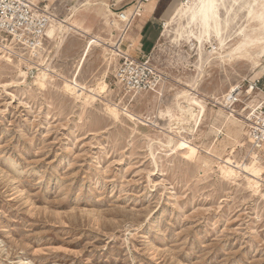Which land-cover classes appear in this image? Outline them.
Returning a JSON list of instances; mask_svg holds the SVG:
<instances>
[{
	"label": "rangeland",
	"instance_id": "1",
	"mask_svg": "<svg viewBox=\"0 0 264 264\" xmlns=\"http://www.w3.org/2000/svg\"><path fill=\"white\" fill-rule=\"evenodd\" d=\"M34 1L58 19L55 38L46 37L39 54L0 32V44L13 47L0 50V264H264V184L256 192L241 166L233 178L220 169L223 156L252 161L247 124L227 114L222 98L259 78L262 45L222 58L212 54L207 34L180 21L153 50H126L145 55L160 78L154 89L131 93L114 76L120 61L102 46L81 66L88 39L59 22L85 21L91 36L111 30L126 49L133 43L103 24L104 14L117 20L109 6ZM254 8L252 16L248 5L222 10L231 39L224 53L260 35L263 7ZM46 62L51 71L40 82L39 64ZM77 74L84 85L105 81L108 95L87 103L67 92L63 78ZM191 85L206 113L185 131L176 124L177 133L173 119L159 112L197 111L178 98ZM107 103L118 104V117ZM125 108L141 119L129 118ZM258 159L264 177V156Z\"/></svg>",
	"mask_w": 264,
	"mask_h": 264
},
{
	"label": "bare ground",
	"instance_id": "2",
	"mask_svg": "<svg viewBox=\"0 0 264 264\" xmlns=\"http://www.w3.org/2000/svg\"><path fill=\"white\" fill-rule=\"evenodd\" d=\"M34 3H36L33 0ZM262 2V3H261ZM37 4V3H36ZM238 5H248L249 7V15H254V10L255 6L257 5H262L263 10L258 14V20L260 21L259 25L256 27V31L260 33V35L255 36V37H247L245 36L243 41L235 47L233 50L228 51L224 53L225 51V45L227 44V41L229 37H225L224 34L227 31L226 27L229 24V19H225L223 17V9L226 10L227 13L230 12V9H232L234 6ZM48 8V7H47ZM130 11L127 10L125 14L129 13ZM113 14V13H111ZM110 14H104L102 15V20L103 24H106L108 26H116L119 30L120 25L118 22V19L114 20L111 19ZM228 17V16H227ZM64 20V19H63ZM180 21H184V25H187L188 27H197L200 31V34L204 33L207 34L211 43H212V54H219L222 58H228L231 59L234 57V55L238 54L242 49H248V48H256L259 47V45H262V51H264V0H190L187 2L180 1L175 4L173 7L171 14L167 17L165 21V29L162 33L163 37H167L170 32V27L174 24L179 23ZM58 22V19H54L52 25L48 28L47 30V38H52L54 39L56 34H57V28L58 26L55 24ZM60 23H66L68 26L69 30H74L76 33H79L83 37H86L87 43L85 44L83 54L81 56L80 62L81 66L84 64L85 60L87 59L90 51L93 49L95 45L102 46L106 51L111 52L112 54V61L118 60L117 58V51L121 52V49L118 48V44L113 41V38L110 35L112 34V31L109 30V33L107 36H101V35H93L91 36L89 33V28L84 27L85 21L78 22L76 21L75 23H68L67 21H59ZM184 28V27H183ZM121 29V28H120ZM122 30V29H121ZM68 32V31H67ZM61 34V33H60ZM180 34V30L179 33ZM213 35V38H212ZM60 36V35H59ZM124 36L120 34V39L122 40ZM59 40V39H58ZM63 38H61L59 43L63 42ZM119 41V40H118ZM117 41V42H118ZM61 45V44H60ZM13 47H10L9 45H4L0 44V50H6L9 52H13ZM250 49V50H251ZM249 50V49H248ZM257 53L259 56L261 53ZM130 54L129 52H127ZM243 53V52H242ZM245 53V52H244ZM23 56V55H21ZM240 56V55H237ZM247 56V55H246ZM218 57V56H217ZM243 57V56H242ZM2 56H0V59ZM6 58V57H5ZM216 58V57H215ZM214 58V59H215ZM254 63H257V57L256 55H252L250 57ZM9 60V58L7 59ZM11 60V59H10ZM211 60V59H210ZM223 60V59H222ZM110 62V64L112 63ZM43 64V66L41 65ZM39 64V73L37 76V80L42 82L47 78V72L46 71H51L50 70V65L48 62L46 63H41ZM22 74L25 76V72H22ZM64 89L67 92L72 93L78 98L84 99L85 102H90L94 101L97 99H102L104 95H108L109 93V87L108 84L103 81L102 83H98L97 86H89V85H84L78 81V74L75 76H72L71 78L64 77ZM193 88L194 86L191 85ZM234 88V87H232ZM194 91L193 89H187L183 91V93L178 95L179 100L181 98H185V102L190 104L193 107L197 108V111L190 112V111H185L184 113L180 112V109L178 110L179 113L175 114L172 112L171 109H168L167 111L163 112L160 111L159 114L162 116L168 115L172 121H174L173 126L171 125V130L175 132H180L178 130L176 124H180L182 130H187L189 129L188 126L191 123H194L195 125H199L202 121V118L204 114L206 113V103L205 100L197 96L191 91ZM247 94H252L253 89L249 88L246 92ZM137 95H134V98H136ZM178 100L177 102V107L183 106L182 102ZM247 107L249 106V103L246 102ZM246 107V108H247ZM107 110L114 115L115 117H118L119 115V106L116 103H107ZM224 108V107H223ZM246 108H243L241 110H238L237 113H233V111H227V114L229 116H235L238 115L240 116L243 121L247 124L246 120V115L248 114L246 112ZM125 115H127L129 118H131L134 121H138L141 119L140 116L137 114L132 113L128 108L123 109ZM224 110V109H223ZM232 112V113H230ZM247 129V125H246ZM240 147L245 146V143H242V141H239L238 143ZM233 152V151H232ZM250 155L252 156L251 159L252 161L250 163L244 162L240 164L236 159H234V156H227V157H222V163H221V173L224 177L228 178H233V176H236L237 174L235 173L234 167L241 166L242 169L247 173L246 178L248 185L256 192H260V187L262 183L264 184V177L262 173V163L260 159H258V156L256 153L252 152V149L250 148L249 151ZM230 154V153H228ZM234 154V153H231ZM216 157V156H215ZM220 157V156H218ZM219 159V160H221ZM220 162V161H219ZM238 167V168H241ZM237 170V169H236ZM240 171V169H239ZM242 171V170H241ZM0 241V248H2ZM21 264H26L24 261L21 260Z\"/></svg>",
	"mask_w": 264,
	"mask_h": 264
},
{
	"label": "built area",
	"instance_id": "3",
	"mask_svg": "<svg viewBox=\"0 0 264 264\" xmlns=\"http://www.w3.org/2000/svg\"><path fill=\"white\" fill-rule=\"evenodd\" d=\"M143 2L148 0H136L134 9L127 14L126 11L117 13V19L123 23L122 36L130 28L134 18L141 15ZM55 18L53 10L47 8V5L36 4L33 0H0V32L10 37L16 46L29 50L33 55L39 54L44 48L47 30ZM162 27H165L164 22ZM123 45L120 44L122 47ZM122 47L121 52L117 51L120 63L114 74L118 82L131 93L154 89L160 78L150 60L145 55L136 57L128 54ZM249 88L253 89L252 94L246 93ZM246 102L249 103L248 107ZM222 104L233 113L238 112V105L243 104L242 109L247 107L248 114L245 117L251 149L258 157L264 156V90L260 78L249 84L248 88H244L242 84L231 88L223 96Z\"/></svg>",
	"mask_w": 264,
	"mask_h": 264
},
{
	"label": "crops",
	"instance_id": "4",
	"mask_svg": "<svg viewBox=\"0 0 264 264\" xmlns=\"http://www.w3.org/2000/svg\"><path fill=\"white\" fill-rule=\"evenodd\" d=\"M103 4L109 6V9L115 14L119 11L130 12L134 9V2L136 0H99ZM177 2L174 0H148L143 2V9L141 15H137L130 28L127 30L124 36H126L129 43L132 45H126V50L131 52V48L136 52L144 54L150 50H153L158 37L162 31V22L167 19L171 14L173 7ZM120 28L122 29L123 23L119 21ZM119 28L118 34H122V30ZM262 70L259 73L261 80V87L264 90V61L262 63Z\"/></svg>",
	"mask_w": 264,
	"mask_h": 264
}]
</instances>
